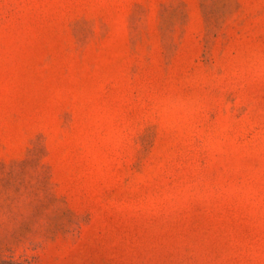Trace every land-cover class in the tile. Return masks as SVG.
I'll return each mask as SVG.
<instances>
[{
  "label": "rangeland",
  "instance_id": "rangeland-1",
  "mask_svg": "<svg viewBox=\"0 0 264 264\" xmlns=\"http://www.w3.org/2000/svg\"><path fill=\"white\" fill-rule=\"evenodd\" d=\"M0 264H264V0H0Z\"/></svg>",
  "mask_w": 264,
  "mask_h": 264
}]
</instances>
